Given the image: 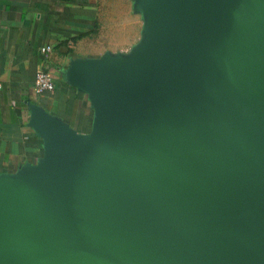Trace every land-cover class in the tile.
I'll return each instance as SVG.
<instances>
[{
	"label": "water",
	"instance_id": "obj_1",
	"mask_svg": "<svg viewBox=\"0 0 264 264\" xmlns=\"http://www.w3.org/2000/svg\"><path fill=\"white\" fill-rule=\"evenodd\" d=\"M137 6L147 43L72 72L96 140L32 108L46 154L0 180V264H264V0Z\"/></svg>",
	"mask_w": 264,
	"mask_h": 264
},
{
	"label": "crops",
	"instance_id": "obj_2",
	"mask_svg": "<svg viewBox=\"0 0 264 264\" xmlns=\"http://www.w3.org/2000/svg\"><path fill=\"white\" fill-rule=\"evenodd\" d=\"M137 5L138 0H0V180L19 184L29 167L43 163L46 149L31 125L32 108L59 119L74 137L96 140L100 110L72 72L132 52L144 26ZM41 71L54 77V86L38 93L34 79Z\"/></svg>",
	"mask_w": 264,
	"mask_h": 264
},
{
	"label": "built area",
	"instance_id": "obj_3",
	"mask_svg": "<svg viewBox=\"0 0 264 264\" xmlns=\"http://www.w3.org/2000/svg\"><path fill=\"white\" fill-rule=\"evenodd\" d=\"M50 48L45 47L42 52L47 54ZM54 86V77L48 71L38 72L34 79V88L38 93L51 90Z\"/></svg>",
	"mask_w": 264,
	"mask_h": 264
},
{
	"label": "rangeland",
	"instance_id": "obj_4",
	"mask_svg": "<svg viewBox=\"0 0 264 264\" xmlns=\"http://www.w3.org/2000/svg\"><path fill=\"white\" fill-rule=\"evenodd\" d=\"M150 16L146 13V17L147 18V24H146V28H145V25L143 27V25L141 24V28H140V32H139V39H138V50L141 49L146 43L147 41L149 40V31H146L147 30V26L150 22Z\"/></svg>",
	"mask_w": 264,
	"mask_h": 264
}]
</instances>
